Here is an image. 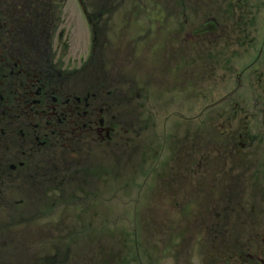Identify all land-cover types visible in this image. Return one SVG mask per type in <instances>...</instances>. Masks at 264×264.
I'll return each mask as SVG.
<instances>
[{"label": "rangeland", "instance_id": "rangeland-1", "mask_svg": "<svg viewBox=\"0 0 264 264\" xmlns=\"http://www.w3.org/2000/svg\"><path fill=\"white\" fill-rule=\"evenodd\" d=\"M36 1H0V114L15 122L18 136L20 129H33L34 110L43 112L52 97L45 96L44 104L38 100L54 87L68 91L80 84L86 90L108 83L121 60L111 69L106 66L107 53L104 47L100 51L97 33L118 35L127 47L131 28L125 15L134 14L140 46L152 49L160 33L162 59L152 72L154 85L143 88L148 96L141 99L143 105L134 104L131 93H122L130 111L127 140L92 150V165L82 167L74 160L77 187L88 190L92 183V194L80 193L84 203H76L78 196L55 198L48 214L34 215L33 222L50 230L45 243L51 245L53 236L58 248L36 256L32 264H65V237L77 254L82 252L86 262L81 264H214L234 261L232 253L250 249L260 240L256 231L264 230L263 62L257 64L261 76L251 75L256 28L259 43L264 39V0H205L203 7L198 0H166L165 5L158 0H94L98 5L92 6V25L78 21L74 0H52L54 16L45 38L29 20ZM257 8L263 11L256 14ZM158 14L167 17L157 19ZM202 16L217 19V36L197 40L186 34ZM144 21L148 24L140 27ZM39 41L48 49L45 64L52 73L39 61L33 46ZM90 46L91 59L77 73L89 79L79 82L75 67ZM252 84L259 86L255 94ZM44 112L42 124L60 114L59 109ZM5 141L0 132V162L16 159V150L33 152L34 158L59 169L68 162L56 141L38 146L21 135L16 149L5 147ZM89 153L85 150L84 163ZM124 173L130 179L121 178ZM48 183L58 186L55 178ZM66 206L70 213L64 212ZM23 226V221L16 225L11 237ZM28 236L19 242L24 244ZM85 238L91 242L87 250L80 245Z\"/></svg>", "mask_w": 264, "mask_h": 264}, {"label": "flooded vegetation", "instance_id": "flooded-vegetation-1", "mask_svg": "<svg viewBox=\"0 0 264 264\" xmlns=\"http://www.w3.org/2000/svg\"><path fill=\"white\" fill-rule=\"evenodd\" d=\"M158 1L162 2L164 5L166 3V0ZM50 2H52L53 6L52 0H37L34 5L44 7L43 12L47 13L48 8L50 7ZM198 2L199 5L203 7L205 0H198ZM97 5L98 3L96 2L92 3V6ZM262 11V8H257L255 13L259 14ZM169 13L171 14V11H169ZM125 16L132 31L133 22L131 20V16ZM3 17L7 18V14ZM160 17L166 18L167 16L165 14L163 16L158 14L157 19ZM29 20L32 24L47 29L45 26V18L41 20V24L40 20L37 18L31 17ZM89 21L92 25V15L89 16ZM139 26L143 27L145 25L140 23ZM61 32L63 35L64 30ZM163 32L166 33L165 30ZM218 32L219 23L217 19L212 16H202L198 21V25L191 26L189 30H187L186 34L188 36L196 37L197 40H202L213 38L218 35ZM97 34L98 37H101V39L105 38L102 36V32L99 31ZM258 38L259 29L256 28L254 34V57L252 60L251 75L261 76V73L257 71V64L258 61H261L264 64V39L261 43H259ZM121 42L122 38H120V42H117L114 46H112V49L116 50L115 53L117 54V57L114 59V63H111V68H113L116 61L120 59L121 62L119 65L124 72L126 66H129L130 62L134 58L132 54H150V59L147 64L134 68V78L132 80L131 87L124 88L121 91L108 89L107 83L101 85H90L86 90L80 87V84H75L72 86V89L68 91H59L60 87H54L52 90L43 94L41 99L38 100L40 103L42 102L44 104L46 99L43 98L45 96L52 97L47 107L42 108L43 112L38 110V108L34 110L36 118H32L30 122L33 129H30L27 133L23 129H20L19 136L16 134L15 122L10 120V117H8L7 114L0 117V132L6 137L5 147L16 149L18 147L20 136L26 135L27 142H36L38 146H40V144L48 146L53 143V141H56L61 145L60 149L63 151V156L66 157L68 154V162L63 163L59 169L60 166L57 164H52L49 161L46 162V160L34 158L33 152L27 150H21L18 152V150H16V159L13 161L0 162V202L2 201V196L5 194L4 190L6 188L24 185L35 197L44 202V211L48 214L55 198H73L74 196H78L75 198L77 200L81 198V192L88 193L86 189L79 188L80 186L77 187L76 185L79 183V179L72 174V171H74L76 167L74 160H77L79 164L84 167L85 163L83 156L85 154V150H89L92 147L90 145L92 137H102L107 134V136L110 135L115 137L117 141H122L124 139V133L127 132L126 119L127 115L130 114V111L127 110V105L122 100V93L129 92L131 89H139L143 93V88L145 86L148 84L154 85L155 75L152 72L157 68L162 59V54L160 52V33L157 35V43L152 47V49H150L148 44L140 46L138 42V35L136 45L132 41L129 42V49L127 47H123ZM89 61L84 64L83 69L88 65ZM117 66L111 70L108 81L112 80L116 71L119 70ZM43 67L46 71L51 70L46 65ZM61 76L66 78L68 74L65 73V76L61 74ZM76 77L79 82H84L89 79L86 76H77V71ZM262 77H264V73ZM241 80V76H239L238 81ZM61 87H64V85L62 84ZM257 87L259 86L252 84L254 94L256 93L255 91ZM37 93H42V87L38 88ZM55 94H58L59 99L55 96ZM143 95L147 96L144 93ZM47 109H59L60 114H58V116L54 119L46 118L42 124V119L46 116V112H44V110ZM20 116L22 118L25 117L23 113H20ZM52 117H54V115H52ZM24 123L25 121L20 124ZM41 124L42 127L40 128ZM75 145L77 146L74 149ZM75 151L77 152L76 158L74 157ZM26 153L31 158L27 157ZM40 162L43 163L41 164ZM48 169H52L53 171L58 170L59 174L56 176H50L46 172ZM40 177H42L43 180H41ZM51 178H55V182L58 184L57 187L48 183ZM34 185L37 186V190L32 189V186ZM44 186H46L45 189ZM72 189H74V191H72ZM64 212H71V207L66 206L64 208ZM256 235L260 238V240L256 239L250 249L246 250V252H234L231 254V256L234 255V261L228 262L220 260L214 264H264V230H257Z\"/></svg>", "mask_w": 264, "mask_h": 264}]
</instances>
